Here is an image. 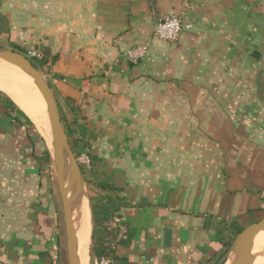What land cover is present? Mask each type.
Segmentation results:
<instances>
[{"label": "crops", "instance_id": "obj_1", "mask_svg": "<svg viewBox=\"0 0 264 264\" xmlns=\"http://www.w3.org/2000/svg\"><path fill=\"white\" fill-rule=\"evenodd\" d=\"M167 15L212 31L154 38ZM254 15L264 18V0H0V49L56 58L44 75L69 128L68 97L87 120L96 160L86 167L130 203L112 222L119 238L132 234L117 249L126 264H215L220 220L264 218V26ZM139 44L148 52L134 64L124 53ZM39 166L24 118L0 104V264H69Z\"/></svg>", "mask_w": 264, "mask_h": 264}, {"label": "trees", "instance_id": "obj_2", "mask_svg": "<svg viewBox=\"0 0 264 264\" xmlns=\"http://www.w3.org/2000/svg\"><path fill=\"white\" fill-rule=\"evenodd\" d=\"M15 51H19L22 53H26L25 49H15ZM42 57L40 58H30L33 64L41 69L42 71L45 67L50 65V61H54L56 58L49 57V51L47 48H43L41 51ZM51 59V60H50ZM67 104L69 105L70 110L74 116V120L77 125V132H73L71 128H69L68 124H66V116L63 114L62 106L60 102L57 100L59 110L61 113V119L64 123L67 135L69 137L71 146L73 151L78 158L82 152H86L90 162L94 163L96 157L94 153L91 151V139L94 138L87 126V120L82 115L80 107L76 104L73 98H66ZM0 104L9 111V114L12 115V112H16L24 118V123L26 125H32V120L26 115L18 105L13 101V99L3 92L0 89ZM19 124L22 123L18 117H13ZM35 148V147H34ZM34 156L38 159V156L34 152ZM43 156L45 157L47 162L51 161V152L48 148L43 151ZM82 173L86 176L88 183H94L97 186L101 193H97L94 196L90 197L91 208L93 212L94 219V229H93V240H94V251L97 258V261H100L104 257H110L116 264H126L127 259L124 257H120L117 253L118 246H129L132 241V234L127 232L125 239L119 238L120 236V227L113 226L112 222L119 218L120 215L118 212L121 207H127L130 203L126 202L124 198L118 195L119 187L113 185L112 183L107 182L106 180L98 181L94 176L92 168H87L86 165H80ZM115 202H118V205H115ZM204 221V226L210 227L212 225L213 216H206ZM245 226L238 222V220H232L231 222H227L225 220H220L218 223V227L216 229L219 243L225 248L224 255L230 250L234 240L236 237L244 230ZM221 256L219 260L215 263L218 264L222 259ZM114 262V263H115Z\"/></svg>", "mask_w": 264, "mask_h": 264}, {"label": "water", "instance_id": "obj_3", "mask_svg": "<svg viewBox=\"0 0 264 264\" xmlns=\"http://www.w3.org/2000/svg\"><path fill=\"white\" fill-rule=\"evenodd\" d=\"M152 4L155 6V0H152ZM254 20L259 25L264 26L263 17L254 15ZM183 30L188 32H208L212 31V28L205 26V24L198 21L194 24L189 25L183 23ZM0 59H3L9 62L10 64L15 65L31 74L47 105V112L53 137V147L49 150L53 159L55 173L58 181V187L63 205L68 262L69 264H80L76 248L77 233L74 226L73 214L71 210L72 197L69 195L70 183H65V170L68 162L67 158H69V166L73 171V175L77 178L80 184L83 183L82 170L80 167L79 160L76 157L71 146L64 123L61 119V113L59 110L57 99L43 71L37 68L31 61V59L28 58L24 53L12 49H0ZM259 91L260 100L264 101V97L261 96L263 94L262 77L259 80ZM93 229L94 219L92 228V248L90 252L91 264H94L97 261L94 251ZM263 230L264 218L246 226L244 230L236 237L232 247L230 248L228 254L223 259L221 264H225L228 261V255L233 250H235L237 253V259L233 264H251V255L254 247L256 234Z\"/></svg>", "mask_w": 264, "mask_h": 264}, {"label": "bare ground", "instance_id": "obj_4", "mask_svg": "<svg viewBox=\"0 0 264 264\" xmlns=\"http://www.w3.org/2000/svg\"><path fill=\"white\" fill-rule=\"evenodd\" d=\"M0 89L11 97L14 95L12 90L16 92L18 96L16 99H19L17 103L26 111L33 121H35L41 133L47 138L50 148L52 149L53 137L51 136L52 129L49 122L47 105L44 101V109L38 102L42 100L43 96L33 76L23 69L0 59ZM39 94L42 96L40 99L37 98ZM46 114L49 124L46 121ZM65 183H70L69 195L72 197L71 210L77 233V256L80 264H91L90 252L92 248L93 228L91 203L84 185L85 183L83 182L80 184L77 178L74 177L68 162L65 170ZM236 259L237 253L233 250L228 255V261L225 264H233ZM251 264H264V230L256 234L251 255Z\"/></svg>", "mask_w": 264, "mask_h": 264}, {"label": "rangeland", "instance_id": "obj_5", "mask_svg": "<svg viewBox=\"0 0 264 264\" xmlns=\"http://www.w3.org/2000/svg\"><path fill=\"white\" fill-rule=\"evenodd\" d=\"M24 54L26 55V53H24ZM43 73H46L45 69L43 70ZM12 91L14 94V95H12V98L16 102H18L17 100H19V99H16V98H18L16 92L14 90H12ZM38 96L39 97H37V98H39V99H40V97L42 98L41 94H39ZM56 99H59V98L56 97ZM38 102L45 109V106H44L45 102H44L43 98H42V100H40ZM45 113H46V111H45ZM63 114H64V112H63ZM31 120H32L33 124L27 125V127H28V129H30V132L32 133V139H33V143H34V147H35L34 152L38 156L37 161L40 164L39 168L43 171L42 174H43V177L46 181L45 185L47 186V188L49 190L50 199H51L52 205L55 209L56 217L59 218V224H60V229L62 232V237L64 240H66L63 205H62L61 195H60V191H59V187H58V181H57V177H56V173H55V167H54L53 159L51 157V161L47 162L45 157L43 156V151L46 148H48V149H51V148H50V145L48 143L47 138L43 135V133H41V131L37 127V124L35 123V121H33L32 118H31ZM46 121L48 123L47 114H46ZM51 136H52V133H51ZM67 160H68V164H69V158H67ZM80 165L83 166L84 164L80 163ZM87 178H88V176H86L82 173V180L85 183L84 185H85V188H86L89 200H90V197L96 195L98 193L99 189L97 190L94 183H88ZM95 263L98 264L97 261Z\"/></svg>", "mask_w": 264, "mask_h": 264}, {"label": "built area", "instance_id": "obj_6", "mask_svg": "<svg viewBox=\"0 0 264 264\" xmlns=\"http://www.w3.org/2000/svg\"><path fill=\"white\" fill-rule=\"evenodd\" d=\"M182 31V19L177 15H167L162 18L155 26L153 37L164 41H174L179 37ZM148 47V44H139L132 46L125 51L124 56L131 63L137 64L147 55ZM26 56L28 58H40L42 57V54L36 49H30L26 52ZM78 160L79 163H82L86 166L90 165V159L86 152H82L79 155ZM97 263L114 264V261L110 257H104L100 261H97Z\"/></svg>", "mask_w": 264, "mask_h": 264}]
</instances>
